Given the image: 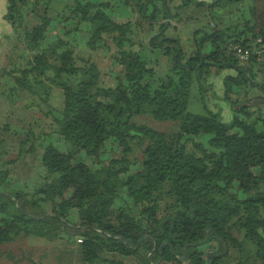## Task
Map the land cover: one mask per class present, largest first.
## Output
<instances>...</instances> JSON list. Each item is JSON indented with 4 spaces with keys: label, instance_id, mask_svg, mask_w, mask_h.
Instances as JSON below:
<instances>
[{
    "label": "trees",
    "instance_id": "16d2710c",
    "mask_svg": "<svg viewBox=\"0 0 264 264\" xmlns=\"http://www.w3.org/2000/svg\"><path fill=\"white\" fill-rule=\"evenodd\" d=\"M6 4L0 264H264V0Z\"/></svg>",
    "mask_w": 264,
    "mask_h": 264
},
{
    "label": "rangeland",
    "instance_id": "374dc122",
    "mask_svg": "<svg viewBox=\"0 0 264 264\" xmlns=\"http://www.w3.org/2000/svg\"><path fill=\"white\" fill-rule=\"evenodd\" d=\"M205 1L208 2V1H211V0H205ZM243 1H244V4H249L251 2V0H243ZM4 4H5V2H4ZM6 6H7V4H6ZM117 9H119V6H117V5L114 6V12L118 13ZM12 42H13V33L10 31V33L5 38H3V40H1V45L3 46L5 44V49L6 50H5L4 54H1L0 65H3V64H5L7 62V55L10 52V47H11L10 44ZM101 64L103 66L102 67V71L104 73L107 72L106 61L102 60ZM210 81H211V83L213 85V89L212 90H208L207 93H206V95L208 97L209 106L212 109H214V110L215 109L221 110V113H222L223 117L225 119H229L230 114H229V111H228V107L223 101L220 100L221 96H222V93H223L222 92L223 88H222L221 80H220V78H214L213 80H210ZM213 93H215L214 97H216V98L213 97ZM51 97H52V98H50L51 101H52V99L54 101V97L55 96L52 95ZM192 110H195V108H192ZM136 119L138 121L143 122L145 124H148V125H150L152 127H158L160 125V123L158 121H155L154 119H152L150 117H147V116L136 117ZM56 143H57V141H56ZM136 155H138V157H142L138 151H136ZM28 172H29V169L25 172L26 175L28 174ZM28 184H30V182H28ZM37 251H39V250H37ZM37 253L40 254L41 251H39ZM50 253L51 254H49V256L46 257V259H44L45 264L54 263V259L56 261H58L59 264H65V263L66 264H78L77 258L73 259V260L72 259L70 260V257L72 258V255L69 256L70 255V254H68V253H70L69 251H64L63 249H58V250H56L55 255L52 254V253H54V251H51ZM71 253H75V252H71ZM24 254L27 257H31V258H33V256H34V255L33 256H29V255H31V253H24ZM36 255H38V254H36ZM4 261L5 260L3 259V262H2L3 264H12L13 263V262H10V261H5V262ZM127 262H128V259H127Z\"/></svg>",
    "mask_w": 264,
    "mask_h": 264
},
{
    "label": "crops",
    "instance_id": "0c3cea01",
    "mask_svg": "<svg viewBox=\"0 0 264 264\" xmlns=\"http://www.w3.org/2000/svg\"><path fill=\"white\" fill-rule=\"evenodd\" d=\"M4 2H5V4H4ZM117 11H118V13L115 12L114 14L118 20H122V19L130 17V13H129L128 9H126L125 6H122L121 4L119 5V9H117ZM5 12H6V0H0V57H1V54H4V52L6 50L5 44L3 46L1 45V40H3V38H5L11 31L9 24L3 19ZM2 80H3V83L5 84L6 79L4 78ZM52 95L55 96L54 102L57 105H59L61 92L58 90H54ZM28 242H29L28 244L30 246H40V247L47 246L43 242L40 244L35 243V242H37L35 239H32L31 241H28Z\"/></svg>",
    "mask_w": 264,
    "mask_h": 264
},
{
    "label": "built area",
    "instance_id": "2783aa9c",
    "mask_svg": "<svg viewBox=\"0 0 264 264\" xmlns=\"http://www.w3.org/2000/svg\"><path fill=\"white\" fill-rule=\"evenodd\" d=\"M230 50L240 62H246L251 57H254L264 65V37L259 36L251 39L246 46L234 44L230 47Z\"/></svg>",
    "mask_w": 264,
    "mask_h": 264
}]
</instances>
